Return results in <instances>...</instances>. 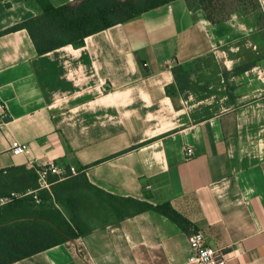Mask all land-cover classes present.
Returning a JSON list of instances; mask_svg holds the SVG:
<instances>
[{
  "label": "crops",
  "instance_id": "0c3cea01",
  "mask_svg": "<svg viewBox=\"0 0 264 264\" xmlns=\"http://www.w3.org/2000/svg\"><path fill=\"white\" fill-rule=\"evenodd\" d=\"M257 2L256 15L237 10L213 22L198 0H173L81 48L39 55L26 30L4 33L40 16L37 1L0 0V177L54 162L79 173L49 174L41 190L72 178L109 195L103 215L92 203L79 210L83 236L11 264H189L195 232L228 248L227 264H264V0ZM206 60L227 89L210 113L182 98L201 83ZM176 65L190 77L184 92ZM15 139L29 144L28 155H12ZM129 198L168 203L189 225L154 209L128 215ZM56 206L70 220V207Z\"/></svg>",
  "mask_w": 264,
  "mask_h": 264
},
{
  "label": "trees",
  "instance_id": "16d2710c",
  "mask_svg": "<svg viewBox=\"0 0 264 264\" xmlns=\"http://www.w3.org/2000/svg\"><path fill=\"white\" fill-rule=\"evenodd\" d=\"M35 1L41 7L42 14L4 33L26 30L37 53L44 55L67 45L81 48L88 37L173 0H75L74 4L60 7H55L49 0ZM253 1L258 10L257 0ZM198 2L213 22L225 21L231 12L237 10L248 14L245 6L223 8L218 0ZM222 10L226 11L225 14L216 18L221 15ZM173 75L180 92L191 87L189 74L183 66L176 65L173 68ZM174 93V88L167 89L168 95L173 96ZM67 173V177L73 176L69 168ZM80 176L85 178V174ZM70 179L72 178L63 181L50 179L51 189L41 190L37 168H13L1 175L0 197L11 200L0 206V250L11 255L10 261L4 264L26 259L45 251L48 246L63 244L83 236L85 227L82 218L78 217V212L86 203H92L96 211L104 214L101 207L105 204V195H109L89 184L87 180L76 182ZM79 189L93 193L95 200L89 201ZM30 190L35 192L27 194ZM125 202L128 215L154 209L177 220L185 229L189 225L168 203L153 206L131 198L125 199ZM56 205L70 207L73 213L70 220Z\"/></svg>",
  "mask_w": 264,
  "mask_h": 264
},
{
  "label": "rangeland",
  "instance_id": "374dc122",
  "mask_svg": "<svg viewBox=\"0 0 264 264\" xmlns=\"http://www.w3.org/2000/svg\"><path fill=\"white\" fill-rule=\"evenodd\" d=\"M218 3L221 7L226 8L229 7H243L245 6L247 12L250 15H256L258 10L255 8V4L253 0H218ZM219 17L220 18L225 14V10ZM200 64V63H199ZM198 65H195V68H198ZM202 66H204L205 70L204 73L202 72L199 75L198 81L201 82L200 84H195L193 89V94L186 93L182 96V98H186L187 100H183L186 105H195L193 108L201 110L205 113H210L211 110L208 109L209 107H214L218 109L225 104V99L223 98L224 95L227 94V89H225V84L222 83V79L216 76V66L209 60L202 61ZM201 67V65H200ZM202 69V67H201ZM211 85V86H210ZM210 86V87H209ZM208 98L207 100L203 101L200 105H197L201 99ZM182 100L179 97L176 98V103L180 104ZM199 106L203 109H199ZM68 173L64 174L67 175ZM6 205V204H5ZM4 206V205H3ZM11 259V255L5 253L4 251L0 250V264H4L9 262Z\"/></svg>",
  "mask_w": 264,
  "mask_h": 264
},
{
  "label": "built area",
  "instance_id": "2783aa9c",
  "mask_svg": "<svg viewBox=\"0 0 264 264\" xmlns=\"http://www.w3.org/2000/svg\"><path fill=\"white\" fill-rule=\"evenodd\" d=\"M30 152L29 144L22 143L18 140H13L11 143V153L14 156L28 155ZM189 157L193 156L192 149L187 150ZM32 164V163H31ZM32 168H37L39 173V181L42 188L49 186L47 177L49 174L65 177L67 172L62 170L56 163H44L42 165H31ZM70 173L76 175L79 170L75 167H69ZM34 192H27L32 194ZM36 198V197H35ZM8 198L0 197V206H3L10 202ZM36 202L39 200L36 198ZM191 254L189 258V264H227L230 256L228 248H215L207 244L205 234L203 232H195L189 237Z\"/></svg>",
  "mask_w": 264,
  "mask_h": 264
}]
</instances>
